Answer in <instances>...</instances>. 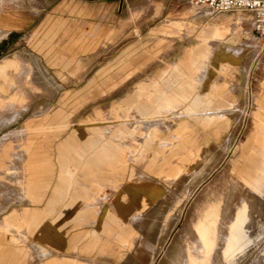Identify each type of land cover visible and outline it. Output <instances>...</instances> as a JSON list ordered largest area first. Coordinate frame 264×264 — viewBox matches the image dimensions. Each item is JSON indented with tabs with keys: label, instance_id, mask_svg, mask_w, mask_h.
<instances>
[{
	"label": "rangeland",
	"instance_id": "1",
	"mask_svg": "<svg viewBox=\"0 0 264 264\" xmlns=\"http://www.w3.org/2000/svg\"><path fill=\"white\" fill-rule=\"evenodd\" d=\"M11 1L9 5L0 0L4 5L2 14L11 12L16 18L15 31L4 39L6 44L0 52V61L17 57L21 64L20 68L5 72L7 80L15 83L13 89L0 76V85L6 89L0 96V120L1 116L7 120L17 113L19 116L6 125L4 120L0 122V219L26 207L46 206L59 180H64L62 170L70 167L78 171L81 162L75 153L57 147L72 132L90 136V126L82 123L93 121L103 129L100 153H92L86 159L105 153L110 143L118 144L121 141L118 129H124L126 122L113 120L117 116L121 119L130 114L136 116L131 106H136L139 100L130 95L137 83L144 80L148 84L149 80L157 78L161 69L178 62L187 46L192 48L197 44L203 27L237 16L236 31L241 35L249 33L240 43L253 46L247 48L244 69L231 83L239 85V104L234 105L235 114L225 119L226 127L216 130V125L205 127L188 118L191 127L188 135L193 142L182 144L183 148L171 152L169 159L172 167L180 168L178 177L168 176L166 166L147 168L149 151L128 161L129 167L136 169L130 177L132 180L127 181L129 192L122 194L128 201L126 219L130 224L123 228L114 225L116 229L110 236V245L120 251L119 257L117 252L110 256L107 252L85 249L84 245L91 244V240L72 241L80 236L79 231L73 226L65 228L64 223L73 219L74 213L67 212L55 221L57 209L61 208L58 203L37 229L16 223L18 231L24 235L22 246L47 248L44 251L47 256L39 260L52 255L78 259L88 255L113 260L108 264H259L254 260L259 259L258 248L264 241V197L261 196L264 188L260 181L263 178L254 174V161L249 165L246 157L259 136L255 114L264 118V111L256 102L264 96V51L252 31L250 16L242 12L210 16L192 7L188 0H126L128 5L123 8H119L121 0H113L117 2L110 10L100 4L104 0H82L87 8H81L80 17L66 16L63 24L56 27L51 21L46 22L48 12L43 9L42 0ZM58 1L63 5L74 3L73 0ZM157 4L160 10L155 14ZM188 9L200 12L195 29L173 34L161 31L168 21H188L185 15ZM63 50L70 53L63 54ZM222 78L223 75L211 69L208 76L205 75L208 84ZM164 87L167 88L162 85ZM17 90L24 97L10 101ZM201 90L205 92L206 87ZM122 98L126 100L123 102ZM58 112L66 116L67 123L60 133L51 122ZM172 121H164V130L167 124L177 125V121ZM130 139L128 142L135 146L142 136ZM189 153L190 157L185 160L184 156ZM255 158L257 160L258 155ZM24 159H32L30 161L41 167L42 174L36 177L38 181L50 180L48 187L40 183L42 187L36 190L37 194H44L39 204L33 203L32 197L23 191L18 198L10 195V191L22 187V181L28 178L26 171L30 169L16 166ZM233 159L238 163L235 166ZM251 178L253 182L244 180ZM132 187L135 189L131 190ZM121 193H113L112 200L120 199ZM136 214L142 216L136 218ZM248 224L250 230H246ZM58 237L59 243L56 242ZM249 237L253 244L248 251L242 240ZM0 242L1 246L6 245L1 239ZM120 242L123 246L117 247ZM6 247L0 249L1 260L8 254ZM24 253L32 255L30 250ZM24 264L35 262L25 261Z\"/></svg>",
	"mask_w": 264,
	"mask_h": 264
},
{
	"label": "crops",
	"instance_id": "2",
	"mask_svg": "<svg viewBox=\"0 0 264 264\" xmlns=\"http://www.w3.org/2000/svg\"><path fill=\"white\" fill-rule=\"evenodd\" d=\"M5 1L9 5L12 4L11 0ZM61 1L64 2L65 0ZM73 2V4L63 5L58 0H42L43 9L48 12L46 14V17H48L46 22L51 21L56 27H60L63 24V20H66L64 17L69 15L80 17L81 8L83 7L86 10L87 7L83 6L82 0H73ZM116 2L104 0L100 4L104 8L110 7V10ZM0 4L1 44L6 36L11 35L15 31L16 18L11 12L2 14L4 5L1 2ZM126 5H128L126 0L125 2L123 0L119 1V8H123ZM159 10V4H157L155 14L159 13ZM64 13L67 15H64ZM199 14V11L194 13L188 9L185 14L188 21H168L161 31L173 34L183 29H195L196 20L200 18ZM237 22V16H229L203 27L198 33L197 44L192 48L187 46L183 57L178 62L171 63L157 72L156 76L158 79L153 78L149 80V83L147 82L148 84L144 80L137 83V88L130 95L131 98L134 97L139 100L136 106H131L132 110H135L136 113L134 114L136 116L130 114L125 119L117 116L113 120L116 123L120 121L126 122L124 123L126 124L124 129H122L123 127L118 129V136L121 141L118 144L116 143L117 145L110 143L104 149L105 153L99 154L94 159H86L90 154L102 149L100 148V140H102L100 136H102L101 131L103 129L96 126L93 121L82 123V125L90 126L92 130L90 136L82 132H72L67 139L59 144L58 149L67 148L74 152L81 165L77 167L78 171L70 167L62 170L64 180H59L55 186L54 194L47 199L46 206L42 208L40 206L26 207L20 212L12 211L4 216L3 219H0V230L3 232L0 234V239L8 246L6 247L8 254L6 257L3 256V260H1L2 258L0 259V264H24L25 261L35 262V264H98V260H100L99 264L113 262V260L111 261V259L106 257L95 259L87 257L88 255L79 259L74 256L52 255L47 259L39 260L38 258L47 256L44 253V251L48 250L47 248L39 245L29 246L28 244L22 246L24 244V235L18 231L16 223H25L34 226L36 229L39 228L45 222V217L53 212L52 209L55 207H52L55 203L61 205V208L57 209L55 221L63 218L67 212L74 213L73 219L64 223L65 228L73 226V229L79 231L80 236L72 238V241H76L77 238L83 241L91 240V244L84 245L85 249L107 252L110 256L117 252L116 254L119 257L120 251L113 250L110 245V236L113 230L116 229L114 225L118 228H123L130 222L128 221L129 219H126L128 201L125 200L122 194L129 192V183L127 181L131 179L130 177L133 176L136 169L133 166L129 167L128 161H133L135 157H140L143 153L149 151L150 155L147 159H150V161L146 165L147 168L153 169L157 166H166L168 168V176L178 177L180 168L172 167L169 159L171 152L174 153L175 150L183 148L182 144L193 142V138L188 135V132L191 131L188 118L202 126L216 125V130H222L227 125L225 119L235 114L233 109L236 103L239 104L237 100V92H239L237 86L239 87V85L231 83L236 81L235 75L241 69H244L243 65L249 53L247 48H253L250 43H240V39L246 38L249 33L241 35L240 32L236 31ZM4 46L0 47V52ZM66 51L63 50L62 53H70L69 50ZM20 64L17 57H6L0 61V76L6 80L7 86L12 89L15 83L11 79L7 80L5 72L11 68H20ZM210 69L223 75L224 78L214 80L211 84H208L207 80L205 81V75L206 77L208 76ZM162 85L167 86V88H162ZM203 86L206 87L205 92L201 90ZM5 92L4 86L0 85V96L3 93L5 94ZM16 92V94L10 96V101H18L21 100V96L24 97L21 91L17 90ZM142 97L143 100L140 101ZM125 100L122 98L123 102ZM256 102L258 108L264 111V96ZM179 107H181V110L178 109ZM18 116L19 113L14 115L13 118L15 119ZM1 117V120H4V125L14 121L13 118L7 120L3 116ZM183 117L186 118L182 120ZM254 119L259 136L255 140V146L252 147L251 154L247 155L246 159L249 160V165H252L251 161H254V174L262 176L263 179L260 181L263 183L264 188V118L256 113ZM65 120L66 116H63L61 112H58L52 119L51 122L57 132L60 133L65 130L67 127ZM166 120H175L177 125L171 127L167 124V130H164L163 125ZM123 122L121 123L122 125ZM125 129L130 131L126 132ZM135 135H141L142 140L136 142L134 146L128 140L131 141L130 138ZM118 136L114 137L118 138ZM172 148L175 149L171 151ZM165 150H169V153L166 154ZM256 154L259 157L257 160L255 158ZM190 155V153L186 154L184 159L188 160ZM30 160L32 159H24L23 162L19 161L16 164V166L28 167L30 170L26 171V177L28 178L22 181L24 185L14 191H10V195L18 198L20 197V192L23 191L32 197L33 203L39 204L43 201L44 194H37L36 190L42 187L43 184L40 183H45V186L48 187V181L50 180L41 178L38 181L36 177L40 173L42 174L41 167L34 163L37 160L36 158L33 159L34 162ZM156 160H160L159 164ZM237 164V160L233 159L232 165L235 166ZM244 180L253 182L252 178ZM134 189L132 187L131 190ZM118 191L122 192L120 199L112 200V194H117ZM8 195L7 198L9 199ZM261 196L264 197V194ZM140 216L142 214L134 217L139 218ZM141 225L143 224L140 223ZM246 230H250V224L247 225ZM58 238L56 239L57 243L60 240ZM122 243L117 244V247H122ZM242 243L244 248L249 251L253 240L249 237L242 240ZM6 245L2 244L1 246L0 242V249ZM27 250H30L32 255H26L24 251ZM258 258V260L255 259L254 261L264 264V241L258 248ZM116 261L120 260L116 259Z\"/></svg>",
	"mask_w": 264,
	"mask_h": 264
},
{
	"label": "built area",
	"instance_id": "3",
	"mask_svg": "<svg viewBox=\"0 0 264 264\" xmlns=\"http://www.w3.org/2000/svg\"><path fill=\"white\" fill-rule=\"evenodd\" d=\"M188 3L210 16L242 12L249 14L252 20V31L260 40L264 51V0H188Z\"/></svg>",
	"mask_w": 264,
	"mask_h": 264
},
{
	"label": "bare ground",
	"instance_id": "4",
	"mask_svg": "<svg viewBox=\"0 0 264 264\" xmlns=\"http://www.w3.org/2000/svg\"><path fill=\"white\" fill-rule=\"evenodd\" d=\"M249 15V14H248ZM250 16V15H249ZM250 20H251V17H250ZM245 22H247V21H245ZM244 24L246 25V23H243V26H244ZM247 24H250V23H247ZM248 25H246L245 27H247ZM251 27H252V20H251ZM242 32V31H241ZM153 214H154V212H153ZM151 215H152V213H151ZM150 217H152V216H150ZM156 223V222H155ZM155 223H153V224H151V226L150 227H152V226H154V224ZM141 243V242H140ZM142 244V243H141Z\"/></svg>",
	"mask_w": 264,
	"mask_h": 264
},
{
	"label": "water",
	"instance_id": "5",
	"mask_svg": "<svg viewBox=\"0 0 264 264\" xmlns=\"http://www.w3.org/2000/svg\"><path fill=\"white\" fill-rule=\"evenodd\" d=\"M4 44H6L5 41H3V42L0 44V47H1L2 45H4Z\"/></svg>",
	"mask_w": 264,
	"mask_h": 264
}]
</instances>
